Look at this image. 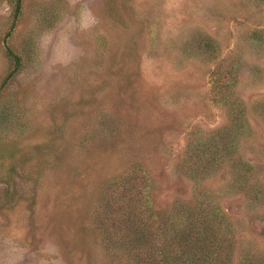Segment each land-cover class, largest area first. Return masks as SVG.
<instances>
[{"label":"rangeland","instance_id":"1","mask_svg":"<svg viewBox=\"0 0 264 264\" xmlns=\"http://www.w3.org/2000/svg\"><path fill=\"white\" fill-rule=\"evenodd\" d=\"M195 210L264 261V0H0V264Z\"/></svg>","mask_w":264,"mask_h":264},{"label":"trees","instance_id":"2","mask_svg":"<svg viewBox=\"0 0 264 264\" xmlns=\"http://www.w3.org/2000/svg\"><path fill=\"white\" fill-rule=\"evenodd\" d=\"M144 212H132L129 216L128 222L134 228L132 238L125 240L127 229L124 227L121 237L120 229L115 239L126 250L132 264H234L232 250L225 243L223 222L215 214L209 216V212L196 210L179 214L178 228L176 223L170 225L167 220L161 224L155 218H146ZM237 264L255 262L247 257Z\"/></svg>","mask_w":264,"mask_h":264}]
</instances>
